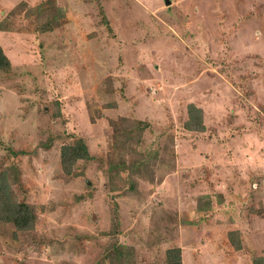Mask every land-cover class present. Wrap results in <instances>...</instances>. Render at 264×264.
Instances as JSON below:
<instances>
[{
  "label": "rangeland",
  "instance_id": "obj_1",
  "mask_svg": "<svg viewBox=\"0 0 264 264\" xmlns=\"http://www.w3.org/2000/svg\"><path fill=\"white\" fill-rule=\"evenodd\" d=\"M169 1L0 0V264H264V0Z\"/></svg>",
  "mask_w": 264,
  "mask_h": 264
},
{
  "label": "trees",
  "instance_id": "obj_2",
  "mask_svg": "<svg viewBox=\"0 0 264 264\" xmlns=\"http://www.w3.org/2000/svg\"><path fill=\"white\" fill-rule=\"evenodd\" d=\"M12 62L5 53L0 44V70L8 72L11 69ZM185 126L189 130L202 132L205 131L204 111L195 103L188 105V120ZM44 146V143H43ZM45 147V146H44ZM61 162L65 173L72 174L73 167L79 159H91L87 143L84 138H77L74 144L64 145L61 152ZM16 170V167H13ZM15 171V180L19 181L18 174ZM112 214L114 216L115 225L112 230L115 237V244L118 241L119 235V220L120 214L116 203L113 205ZM0 220L13 222L17 231H28L34 227L36 222V212L34 208L26 202H18L12 191V185L9 181L8 169L0 171ZM236 231L229 233V240L236 249L242 248L241 238L235 235ZM163 264H183L182 250L180 247H171L166 251V260Z\"/></svg>",
  "mask_w": 264,
  "mask_h": 264
},
{
  "label": "water",
  "instance_id": "obj_3",
  "mask_svg": "<svg viewBox=\"0 0 264 264\" xmlns=\"http://www.w3.org/2000/svg\"><path fill=\"white\" fill-rule=\"evenodd\" d=\"M171 1L168 0V3H170Z\"/></svg>",
  "mask_w": 264,
  "mask_h": 264
}]
</instances>
